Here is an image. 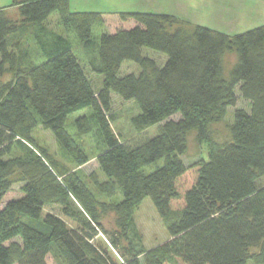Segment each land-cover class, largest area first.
Here are the masks:
<instances>
[{
  "label": "trees",
  "instance_id": "trees-1",
  "mask_svg": "<svg viewBox=\"0 0 264 264\" xmlns=\"http://www.w3.org/2000/svg\"><path fill=\"white\" fill-rule=\"evenodd\" d=\"M69 4L13 0L9 6H17L19 22L0 8V76L12 74L0 86V204L15 173L22 193L0 208V264H264V185L259 184L264 177V24L235 35L199 25L189 32L169 14L73 12ZM54 12L63 31L85 46L95 26L107 28L93 67L103 76L99 90H93L61 34L50 33L44 41L35 34L43 53L39 63H27V55L16 53L11 37L21 24L41 28ZM143 48L163 53L165 63L157 66ZM227 49L237 56L228 83L222 75ZM124 61L136 63L140 73L120 76ZM235 88L249 109L234 110L230 141L211 146L207 160L185 166L180 156L186 134L195 130L204 136L227 108L235 107ZM111 92L136 102L138 129L159 125L158 134L133 147L118 142L106 120ZM86 107L105 134L106 148L97 162L107 182L100 191L111 196L118 189L121 210L149 198L161 218L175 215L168 223L169 239L148 252L133 244L124 247L121 237L110 236L117 260L94 244L97 233L105 231L92 193L74 173H58L44 150L30 146V132L39 126L76 164L84 163L85 154L65 122ZM75 126L81 135L90 131L84 117ZM160 159L161 167L143 172ZM50 205L60 206L76 227L52 213L41 219ZM24 216L41 219V229L24 223Z\"/></svg>",
  "mask_w": 264,
  "mask_h": 264
},
{
  "label": "rangeland",
  "instance_id": "rangeland-1",
  "mask_svg": "<svg viewBox=\"0 0 264 264\" xmlns=\"http://www.w3.org/2000/svg\"><path fill=\"white\" fill-rule=\"evenodd\" d=\"M86 1L83 0V2ZM100 1L105 4L107 3L106 1L110 0H95L92 2L97 3ZM112 1L121 4L122 6L116 9L124 10V12L125 10L143 7V4L148 2L153 4L157 2L160 11L178 18V23L189 32L193 30L195 25H199L227 35H235L264 24V0H140V4L132 0ZM12 3L13 0H0V8H3L12 20H18L19 22L18 8L17 6L10 7L9 5ZM134 5L140 6L135 8ZM151 9L154 10L155 8ZM60 23L59 14L54 12L43 23L42 29L33 24H21L19 32L11 37L13 44L16 42L14 44L16 53H19L18 55H22V53L27 55L25 60L27 63H39L43 60V53L37 43L35 34L38 33L43 41L49 39L50 33L61 34L70 42L72 51L89 79L93 90H99L102 87L103 76L94 71L93 67L97 66L99 62L97 54L99 38L102 33L107 31V28L102 25L95 26L91 34V44L85 46L72 32H64ZM175 26L178 25L170 27L174 28ZM142 53L144 56L152 59L157 66H162L166 61V56L158 51L143 48ZM236 61L237 56L233 49L224 51L222 55V75L227 83L230 81V71ZM140 71L141 69L136 63L124 61L119 69V75H138ZM11 79V73H5L0 76V86L8 83ZM235 94L237 95L236 106L227 108L222 118L209 125L204 136L199 135L195 130L189 131L186 134V151L180 156L185 166H189L200 160H207L211 146H222L230 141V125L233 122L234 110L236 108L249 109V103L240 97L236 88ZM93 113L91 107L82 108L69 114L65 122L67 132L85 154L86 161L84 163L80 165L76 164L59 145L53 134L48 130H43L39 126L30 132L34 143V146H30L34 148L37 146L44 150L54 163L58 173L62 175L74 173L92 193L96 201V218L104 231L107 232L99 231L92 240L94 244L109 251L117 260H119V256L111 246L109 241L110 236L121 237V243L124 247L133 244L137 250L148 252L169 239L168 223L175 215L172 214L173 217L171 216L168 219L161 218L149 198H144L132 208L121 210L118 206L123 198L118 189L111 196L100 191L99 185L107 182V178L99 167L97 157L106 148V143L105 134L96 122ZM139 113V107L134 100H123L116 93L111 92L110 111L106 113V120L109 131L118 142L133 147L158 134L159 125H153L144 129H138L135 126L133 119ZM81 117L86 118L90 122V131L83 135L78 133L75 126L76 120ZM163 164V159H160L145 166L143 172L147 174L151 173ZM18 176V173L13 175L14 181L11 190L4 196L0 208L8 200L22 196L20 191L21 183L18 181ZM259 184L264 185V177L260 179ZM46 213H52L61 217L70 227H76L77 225L75 221L63 215L61 207L58 205L46 206L41 219ZM85 216L88 218L86 214ZM41 219L33 220L25 216L22 217L24 223L39 229L42 226L40 223ZM247 264H253V262L249 260Z\"/></svg>",
  "mask_w": 264,
  "mask_h": 264
},
{
  "label": "crops",
  "instance_id": "crops-1",
  "mask_svg": "<svg viewBox=\"0 0 264 264\" xmlns=\"http://www.w3.org/2000/svg\"><path fill=\"white\" fill-rule=\"evenodd\" d=\"M95 0H87L86 2H83V0H69V6L71 11L73 12H119L124 10H118L116 8H120L122 5L114 2L112 0L106 1L107 3L103 4L101 1L100 2H92ZM136 2L137 4H140V0H132ZM105 2V1H103ZM96 3V4H94ZM159 4L155 2L154 4L151 2L143 4V7H139L140 5H134V7H139L138 9H131V10H125V12H151V13H162V14H169V13H164L160 11L159 9ZM119 6V7H116ZM145 6H153L155 9H151L153 7H145ZM132 7V8H134ZM153 10V11H152ZM171 15V14H169Z\"/></svg>",
  "mask_w": 264,
  "mask_h": 264
}]
</instances>
